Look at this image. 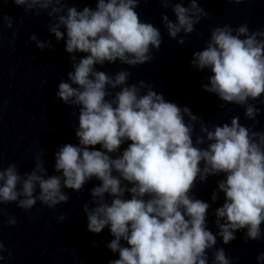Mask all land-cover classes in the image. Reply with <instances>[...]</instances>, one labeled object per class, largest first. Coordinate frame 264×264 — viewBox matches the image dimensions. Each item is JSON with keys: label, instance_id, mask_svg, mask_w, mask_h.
<instances>
[{"label": "clouds", "instance_id": "1", "mask_svg": "<svg viewBox=\"0 0 264 264\" xmlns=\"http://www.w3.org/2000/svg\"><path fill=\"white\" fill-rule=\"evenodd\" d=\"M77 2L0 0V6L11 3L34 16L46 13L48 32L63 42L71 65L55 95L78 121V143L55 150L52 173L46 148L33 153V166L24 172L16 163L4 167L0 154V218L4 205L15 204L26 213L38 202L55 209L69 202L65 189L80 193L95 180L82 210L87 232L107 228L113 237L106 247L118 258L108 264H209V250H214L211 264H233L225 249L216 247L218 238L227 245L243 231L245 242L264 239V132L241 124L239 116L209 127L153 84L130 83L129 70H102L105 64L136 67L155 59L161 30L136 11L148 0H94L95 7L83 8ZM158 2L165 9L172 5L175 19L165 13L161 21L180 45L208 16L201 0ZM5 26L11 29L13 18L0 9V48ZM32 42L41 51L55 50L51 39L36 33L26 44ZM190 66L210 73L201 87L222 102L221 108L243 106L244 117L256 120L261 109L250 101L264 96V29L250 30L247 23L214 27L205 46L192 53ZM219 175L224 178L211 200L215 203L223 193L224 201L214 210V233L207 220L211 205L192 191L197 180ZM3 224L0 219V230ZM7 224L15 226L17 219L8 216ZM6 251L11 257L0 239V261ZM256 259L264 264V252Z\"/></svg>", "mask_w": 264, "mask_h": 264}]
</instances>
